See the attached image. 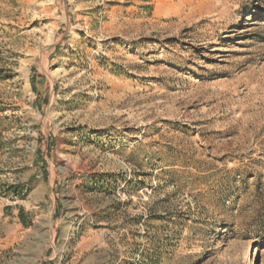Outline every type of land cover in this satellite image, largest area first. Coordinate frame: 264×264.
<instances>
[{"label": "rangeland", "instance_id": "374dc122", "mask_svg": "<svg viewBox=\"0 0 264 264\" xmlns=\"http://www.w3.org/2000/svg\"><path fill=\"white\" fill-rule=\"evenodd\" d=\"M258 225L264 0H0V264H264Z\"/></svg>", "mask_w": 264, "mask_h": 264}, {"label": "trees", "instance_id": "16d2710c", "mask_svg": "<svg viewBox=\"0 0 264 264\" xmlns=\"http://www.w3.org/2000/svg\"><path fill=\"white\" fill-rule=\"evenodd\" d=\"M13 189H14L13 191H14V193H15L16 196L23 197L22 192H19L15 187H14ZM260 227H261L262 229H264V227H263L262 225H258V226H257L258 229H260ZM257 237H259V238L257 239V241H259V240L264 241V232H261V234H259Z\"/></svg>", "mask_w": 264, "mask_h": 264}]
</instances>
